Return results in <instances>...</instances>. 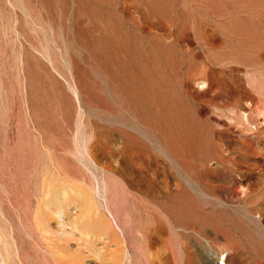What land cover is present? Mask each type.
<instances>
[{"label": "rangeland", "instance_id": "1", "mask_svg": "<svg viewBox=\"0 0 264 264\" xmlns=\"http://www.w3.org/2000/svg\"><path fill=\"white\" fill-rule=\"evenodd\" d=\"M0 264H264V0H0Z\"/></svg>", "mask_w": 264, "mask_h": 264}, {"label": "bare ground", "instance_id": "2", "mask_svg": "<svg viewBox=\"0 0 264 264\" xmlns=\"http://www.w3.org/2000/svg\"><path fill=\"white\" fill-rule=\"evenodd\" d=\"M223 262V261H222Z\"/></svg>", "mask_w": 264, "mask_h": 264}]
</instances>
